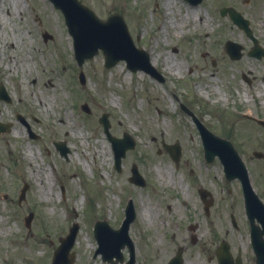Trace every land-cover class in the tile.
<instances>
[{"label": "rangeland", "instance_id": "rangeland-1", "mask_svg": "<svg viewBox=\"0 0 264 264\" xmlns=\"http://www.w3.org/2000/svg\"><path fill=\"white\" fill-rule=\"evenodd\" d=\"M82 1L102 20L112 13L123 15L136 46L148 51L152 63L157 60L154 66L163 81L129 71L125 61L106 68L102 50L80 66L64 15L50 0H0V83L11 98L9 103L0 100V122L12 124L10 133L0 134V264H51L59 238L74 224L80 228L71 250L76 257L74 264H108L101 256L94 257L98 244L92 229L97 219H106L118 228L129 199L137 214L130 229L137 264H165L179 246L186 247L187 264H210L205 251L213 234L222 237L223 233H234L233 242L238 246L244 242L249 225L241 204L233 199L235 187L222 184L218 166L204 168L201 136L192 118L180 110V103L208 126L222 123L225 91L220 82L214 88L209 57H222L224 38L242 42L241 32L228 17H219L226 7L221 0L216 4L202 0L196 7L180 0ZM45 32L52 34V41H44ZM65 60L72 64L63 67ZM171 62L182 69L169 71L166 64ZM220 68L221 64L218 76ZM126 73L130 79L124 80ZM52 74L64 103L52 96ZM76 87H88L89 94L80 97L71 90ZM213 94L219 98L213 100ZM238 96L242 99V93ZM113 97L121 99V104H113ZM206 102L215 107V113L203 108ZM59 104L69 109L81 126L71 125L70 132L57 136L54 125ZM105 112L110 114L113 136L123 138L127 133L121 121L138 131L136 136L129 134L135 147L122 160L121 172L114 169L111 144L100 123ZM18 113L38 139H30L28 127L17 119ZM149 121L162 125L167 138L180 139L171 143L181 146L180 164L168 155L165 138L146 148L159 162V169L143 150ZM101 141L110 151L106 162L93 152ZM59 143H65L67 157L57 150ZM29 146L36 161L27 155ZM133 164L147 181L144 188L129 181ZM192 170L189 180L187 173ZM24 183L30 188L26 202L20 205ZM199 187L215 192L211 217L202 213ZM31 212L34 219L29 231L25 218ZM232 216L237 228L232 225ZM193 224L197 225L198 246L190 241L189 226ZM122 253L128 259V250Z\"/></svg>", "mask_w": 264, "mask_h": 264}, {"label": "flooded vegetation", "instance_id": "flooded-vegetation-1", "mask_svg": "<svg viewBox=\"0 0 264 264\" xmlns=\"http://www.w3.org/2000/svg\"><path fill=\"white\" fill-rule=\"evenodd\" d=\"M234 1L236 6H229L237 10L241 9V14L247 21V27L243 24L244 29H240L243 41L241 55L234 58L231 53L226 52L221 59L210 56L214 88L222 86L227 101L225 122L219 127L218 135L234 143L242 158L243 163L240 162V166L243 164L247 168L249 179L264 202V0ZM220 64L218 76L217 70ZM218 82H220L219 86ZM240 93L243 94L244 100L238 96ZM213 98L217 100L218 94H213ZM211 164L221 167L219 175L223 182L232 184L239 191L233 199L237 202L241 201L244 205L245 176L242 175V171L226 173L221 158H214ZM211 215L210 209L209 217ZM233 234L223 233L222 237L213 235L209 249L205 251L208 263L220 264L221 250L228 251V247L227 249L224 247V244L227 246V242L230 245L231 255L225 254V259L230 264L235 262L233 256L235 260L239 255L243 259L244 246L246 250L253 251L249 233H246L243 244L238 247L232 245ZM262 242L264 244V239Z\"/></svg>", "mask_w": 264, "mask_h": 264}, {"label": "water", "instance_id": "water-1", "mask_svg": "<svg viewBox=\"0 0 264 264\" xmlns=\"http://www.w3.org/2000/svg\"><path fill=\"white\" fill-rule=\"evenodd\" d=\"M52 1L56 4L57 7L61 8L63 10V12L66 16V19H67V23L71 27L70 32H72V34L75 36L76 41H78V42H83V41L93 42L94 40H98V39H96L98 36H101L104 40V41H102L101 47L99 45V47H95L94 50L90 51L87 54H84L83 56H81L79 54L78 57H79L80 61H82V60L84 61V59H86V58L93 57L98 52V49L102 48V50L104 51V55L106 57V66L110 67V66L114 65L116 62H118L119 60L124 59L127 61L128 66L132 70L144 69L145 71L151 73L153 77H159V74L151 66L148 55H146L143 51L136 50L132 45L129 44L134 52L143 55V60L141 61L137 54L134 55L132 52L128 51V49L126 48V46L124 44V37L129 41V43H131V42H130V38L128 36V33L126 31V27L122 24L121 17H119L117 15L114 16V17H117L119 22L122 24V34L118 33L117 31H111L109 33H104L101 35L99 32L100 31L99 29H97L96 27H94L93 25H90V24H88V26H87L86 22H83V20L76 21V23L78 24V26L80 25V27H75V19L73 18V12L72 11L77 10V9L83 10V6L80 3H78L77 0H52ZM90 16L93 17V15H90ZM114 17H112V18H114ZM107 117L108 116L105 115L103 117V119L101 120V122L104 123V125H105L106 131H108V128H109V123H108ZM203 132L205 134V136L203 138L204 145H205V151L209 155V154H211V152H213L215 150L216 146H218V144H220V140H218V139L216 141L212 140L210 137L211 135L209 134L208 131L203 130ZM113 143L117 144L118 142L113 141ZM214 143L216 145L215 147H213ZM132 147H133V145L125 146L124 148L122 147L119 150L120 152L118 153L119 157L120 158L123 157L125 155L126 149L132 148ZM64 153H65V151H64ZM172 155L174 158H178L180 156V149L177 148L176 152L172 153ZM133 173H134L133 179L136 180L138 184H144L143 180L139 176V173H138L136 167L133 168ZM249 194H250V196H253L252 193H249ZM126 213H127L128 217H127V220L124 222L123 227L120 230L114 231V233L121 234L123 236L125 235V237L128 239L127 244L129 245V247L131 249V260L129 262L125 263L121 254H120V249H118L119 254L110 253L109 257L106 259V260L112 262L113 264H118L119 261H121L123 264H135V262H136V260H135V249H134V246L132 245V243L130 242V238L128 236L130 224L134 221L135 216H136L131 202L129 203V205L127 207ZM99 223L104 224V226L106 225L105 222H98L97 226H99L98 225ZM77 230L78 229H72L68 238L65 240L64 239L61 240L63 242V245L60 247V249L55 254L54 264H71L72 263V260L69 262L64 257H66L68 255L69 250L71 249V247L74 244ZM95 233H96V237L98 238L99 242L102 244V239L99 237L97 230L95 231ZM252 233L254 234V237L257 238V235H258L257 233H260V232H259V229L257 227L252 225ZM106 238L107 239H104V243H106V247L116 248V246H118V245L120 246V244L118 243L117 240L111 239L110 237H106ZM110 240L113 242L111 243ZM123 247L124 246H122L121 248H123ZM181 253H182V250H180L178 256L171 262V264H183V261L181 258ZM257 255H258V264H263L262 260H261V256L263 255L261 248L258 249ZM115 256L118 258V261H113V257H115Z\"/></svg>", "mask_w": 264, "mask_h": 264}, {"label": "bare ground", "instance_id": "bare-ground-1", "mask_svg": "<svg viewBox=\"0 0 264 264\" xmlns=\"http://www.w3.org/2000/svg\"><path fill=\"white\" fill-rule=\"evenodd\" d=\"M70 63L72 64V61L67 62L65 60L63 67H65V68L68 67V65ZM156 63H157V60L153 64H156ZM166 68L170 69L169 71H172V70L176 71L178 68L180 70L182 69V67L178 63H174L173 64V62H171L170 64L168 63V65L166 64ZM127 79H130V73H126L125 74L124 80H127ZM50 83L52 85V90H53L52 96H54L56 99H58V101L64 103L63 95L56 89V75L55 74H52V81ZM19 87L21 89H26V86L21 84V83H19ZM71 90L72 91L75 90V92L80 97H81V95L83 96L84 94H89L88 87H83L82 89H80L79 87H76V89L71 88ZM121 90L123 92H125V93H127V91H128V90L126 91L123 87H121ZM199 90L204 91V89L201 88V87H199ZM128 99H130V98H128ZM112 103L116 104L118 106V105L121 104V100L118 99V98L116 99V98L113 97L112 98ZM58 109H59V112H58V115H57V120H56L55 125H54V129L56 130V135L57 136L59 134H61L62 132H65V133L70 132V126L71 125H74L76 128L81 126L78 122L74 121L72 113H69V109L66 110L64 108V106H60V104L58 105ZM120 124L122 126H124L125 127V131L127 133L131 134L132 136H134V135L136 136L138 134V131H137L136 128H134V127H132L130 125H125V124H123L122 121L120 122ZM146 128H147V133L143 137L142 148H143V150H145L146 154L152 158L153 163H154V161L157 162V169H159V162L156 161V158L154 156H152L151 153L146 151V148L150 144L157 145L161 138H165V140L167 139L168 142H173L174 140L180 141V139L179 138H174L172 136H169L167 138V136H166L167 133H166L165 128L162 125H160V124H155L153 121H149L147 123V125H146ZM79 131H81V133H80L81 136L84 137L83 130H79ZM19 133H20L19 130L15 131L16 136H19ZM91 147L92 146H91V143H90V148ZM93 152H94V155L96 157H102L104 162H106V160L109 159L110 151H109L108 147L103 142H102V144L99 147H94L93 148ZM27 155L31 158L32 161H36L37 158H36V155L34 154V150H33L32 146H29V148L27 150ZM182 181H183V179L181 178L179 183L181 184ZM159 185L162 187V184L159 183ZM45 195L47 196L46 193H45ZM169 198L172 199L173 195L169 196ZM174 198H176V196Z\"/></svg>", "mask_w": 264, "mask_h": 264}]
</instances>
